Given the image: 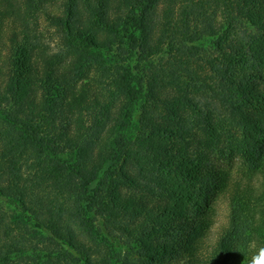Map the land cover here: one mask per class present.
<instances>
[{"label":"trees","instance_id":"trees-1","mask_svg":"<svg viewBox=\"0 0 264 264\" xmlns=\"http://www.w3.org/2000/svg\"><path fill=\"white\" fill-rule=\"evenodd\" d=\"M261 249L264 0H0V264Z\"/></svg>","mask_w":264,"mask_h":264},{"label":"rangeland","instance_id":"rangeland-1","mask_svg":"<svg viewBox=\"0 0 264 264\" xmlns=\"http://www.w3.org/2000/svg\"><path fill=\"white\" fill-rule=\"evenodd\" d=\"M40 41L45 45L48 46V50L50 53H57L59 51L58 46V39L56 38L55 33L53 32V29L48 26L45 22L41 21L40 25ZM88 65L86 69L89 67ZM95 73V72H94ZM237 163V162H235ZM234 171L238 169V165L235 164ZM261 182V180H260ZM214 232L219 228L222 224L226 221V207L224 204L220 203L216 207V213L214 216ZM174 264H179V261L177 260Z\"/></svg>","mask_w":264,"mask_h":264},{"label":"clouds","instance_id":"clouds-1","mask_svg":"<svg viewBox=\"0 0 264 264\" xmlns=\"http://www.w3.org/2000/svg\"><path fill=\"white\" fill-rule=\"evenodd\" d=\"M251 264H264V249H261L260 254L253 258Z\"/></svg>","mask_w":264,"mask_h":264}]
</instances>
